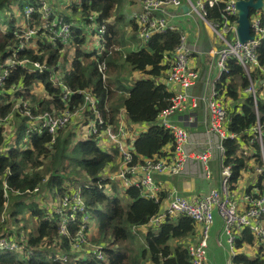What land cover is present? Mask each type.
<instances>
[{"label":"trees","instance_id":"obj_1","mask_svg":"<svg viewBox=\"0 0 264 264\" xmlns=\"http://www.w3.org/2000/svg\"><path fill=\"white\" fill-rule=\"evenodd\" d=\"M41 1L0 0V66L7 68L10 73L0 90V240L8 239L16 247L14 251H0V264H131L132 257L123 254L122 245L135 239L134 235L129 241L131 229L140 231L139 228L149 225L150 220L160 213L161 203L144 197L142 190L135 185L125 189L119 181L110 183L104 180L106 176L103 173L107 167L116 165L122 159L117 149L105 151L98 144V135L85 138L82 129L83 139H75L81 135L75 131L76 128L67 129L70 122L55 135L32 129L28 113L32 117L46 113L56 117L65 113L78 115L85 102L84 94H74L64 100L63 89L53 84V72L38 71L33 65H46L61 74L70 92H83L86 89L94 92L96 112L104 119V124L98 125L99 133L108 125H119L117 114L120 106L126 110L131 123L148 125V130L136 138L133 147L129 148L133 155L131 165L136 166L151 159L169 157L173 151V136L157 120L159 114L171 105L173 92L166 80L173 53L180 44V35L170 31L155 34L142 49L137 48L121 55L120 49L124 43L119 27L123 19H116L117 24L112 23L120 6L119 0H77L66 8L72 16H63L62 12L55 11L48 18L40 11L26 13L27 7L39 8ZM13 7L20 15H24L25 27L20 24L21 19L14 15ZM209 14L210 19L219 22L220 7L210 10ZM76 18H80V21L77 22ZM59 20L69 24L66 43L57 33L58 28L53 26ZM94 22L99 26L97 31L93 27ZM128 23L134 25L132 29L137 33L133 20L130 19ZM29 29L35 34L34 38L27 40L25 33ZM88 29L92 30L91 35ZM95 34L99 37V45L88 51L90 47L86 46ZM31 44H35L36 48L32 49ZM71 49L74 50L72 68L62 73L61 60ZM256 58L259 66L264 68V40L257 46ZM10 60L14 61V65H8ZM123 61L125 66L122 65ZM100 63H107L108 72L123 67L145 77L135 81L126 97L119 98V106L109 108V98L114 95L112 81L108 83L104 80L106 76L100 70ZM261 80V70L256 69L247 75L240 63L230 58L226 70L215 85L216 97L223 99V105L229 113L228 131L235 136L225 142L224 164L232 168L231 193L242 174L250 170L249 160L254 159V163L264 169V99L256 104L247 92L251 83L258 90ZM38 84L43 87L44 97L33 93V88ZM121 88L127 87L123 85L118 89ZM16 97L20 100L19 105L14 102ZM226 102H230L229 107ZM10 114L15 119L14 143L5 145L7 138L4 133L9 128V121L4 120ZM95 120L94 111L85 112L83 124H77V131ZM257 124L262 128L263 151L256 141L248 144L254 139L253 129ZM167 147L168 151L163 153ZM7 150V154L2 153ZM116 171L117 167H114L112 172ZM261 179H264V173H261ZM108 183L113 194L107 191ZM48 188L54 191V196L58 195L56 202L59 201L60 208H63L65 196L73 201L72 198L77 194L85 207L84 213H68V236L61 233V209L56 202L47 210L26 201L31 195L50 192ZM119 188L124 192L126 203L119 198ZM36 189L38 192H35ZM258 189L261 194L264 193L262 184ZM10 203L11 218L18 219L28 211L31 218L38 221L35 233L28 235L26 243H18L19 238H25V235L16 236L10 232V228L5 229L7 220L4 215ZM63 212L68 211L65 208ZM94 216L96 231L91 224ZM158 228L157 233H146L144 245L134 254L142 252L140 258L147 264H192L185 243L195 236L194 221L180 216L167 219ZM80 233L84 235L85 242L74 248V240ZM254 243V236L246 229L235 240V249L241 250L245 244ZM99 254L103 255V259H98ZM232 263L264 264V256L258 255L252 259L237 253L233 255Z\"/></svg>","mask_w":264,"mask_h":264},{"label":"built area","instance_id":"obj_2","mask_svg":"<svg viewBox=\"0 0 264 264\" xmlns=\"http://www.w3.org/2000/svg\"><path fill=\"white\" fill-rule=\"evenodd\" d=\"M238 0H141V7L138 13L134 16V24L137 26L138 39L144 44H147L155 34L164 33L167 31L176 32L180 35V44L173 53L170 68L168 71L167 85L174 87L173 97L169 108L163 110L159 115V125L169 131L173 135V151L169 157L156 158L145 161L142 164L133 166V155L129 152V146L124 141L130 135L131 131L122 123L113 126L108 125L101 133L98 132V125L104 124V119L95 112L96 104L95 97L89 92H70L65 88L61 80V76L50 70L46 65L35 63L34 69L38 71H52V81L54 86L64 89V100H68L74 94H84L86 103L81 108L80 112L94 111L96 120L89 122L83 127V135L85 138L91 135H98V144L103 146L105 143H110L115 146L121 156V166L117 173H103L104 180L110 183L121 182L125 188L135 185L142 190L144 197L155 200L161 203L160 213L150 220L149 226H160L167 219H175L180 216H185L192 219L197 227H199V240L196 243L189 245L188 253L192 264H208V241L210 233L215 223L214 209L217 210L223 221V232L228 238V243L231 248L235 246V240L238 235L248 229L251 234L264 245V193L259 195H247L246 207L244 211L239 210V206L233 200V195L230 192V178L232 168L230 166H221V188L213 190L208 196L184 198L176 191H171L166 198L161 199V187L155 181L154 177L159 176H181L189 175L190 167L194 157L200 163V168L195 171V176L209 180L212 178V172L209 164L217 155L224 153V143L227 139L233 138L223 124L226 118V110L222 103L216 99L215 85L221 79L226 70V63L230 58H235L243 67L247 75L252 73V68L256 67L262 72V80L260 85L264 88V68H261L257 62L256 49L257 46L264 40V8L251 15L250 25L254 40L245 44L238 42L236 33L238 27ZM189 7V12L184 14L181 11L183 6ZM220 7L221 19L219 22H214L210 19L209 11ZM34 11H40L45 18L53 14L52 8L46 1L42 0L40 7H27L26 13L31 14ZM196 15L199 17L216 35L221 43L222 48L215 50L214 60L211 63L214 69L218 70L219 77L210 88V97L207 104L210 110V122L206 131V142L203 144L196 143V149L193 144L195 141L192 136L182 127L176 126L172 117L176 111L183 112L191 105L192 108L198 107V98L188 94V89L194 86L200 79V73L195 67L190 65V60L194 51L188 42V34L178 24V20L183 17ZM58 28L60 38L66 43L69 24L59 20L53 24ZM35 32L28 30L25 33L27 40L33 38ZM8 65H14V61H9ZM9 67V66H8ZM10 73L7 68L0 66V90L4 87V83ZM247 92L253 97L255 103L259 101L257 96L258 90L255 84L251 83V87ZM14 102L20 104L18 97ZM90 108H87V106ZM30 119L32 129L38 131H46L55 135L57 131L68 124L71 117L70 113L56 117L53 114L46 113L38 117H32L27 114ZM188 123H192V119H187ZM263 133L262 128L258 125L255 129L253 141L262 143ZM253 143V142H252ZM259 173L261 170L258 171ZM107 191L110 194L112 190L108 183ZM38 192V189L35 190ZM73 201L65 196L62 200L63 208H60L59 225L61 233L68 236L66 227L69 219L68 213L74 214L77 212L84 213L85 207L79 195H75ZM72 203V204H71ZM68 212H63L64 209ZM86 220V218H85ZM85 242L83 234H78L74 240V248H78L81 243ZM16 247L8 239L0 240V251H14ZM235 255V254H234ZM98 259H103V255L99 254ZM64 258L61 259L62 262Z\"/></svg>","mask_w":264,"mask_h":264},{"label":"crops","instance_id":"obj_3","mask_svg":"<svg viewBox=\"0 0 264 264\" xmlns=\"http://www.w3.org/2000/svg\"><path fill=\"white\" fill-rule=\"evenodd\" d=\"M75 1H77V0H71V4H68V5L62 4L61 2H59V0H49V3L47 1L46 2L49 5L51 4L50 6H51L52 10L55 11L56 13L67 11L66 14L68 16H72L71 12L66 10V8L70 7L73 3H75ZM137 1H138L137 10H140L141 1L140 0H137ZM139 2H140V5H139ZM60 3L62 5L61 6L62 8L59 7ZM181 11L184 14H187L189 12V10H188V12L185 13L182 10V8H181ZM133 14L134 15L130 18L132 20L134 19L136 12ZM189 17L190 18L185 22V26H186V31L188 34V42L190 43V45L194 51V54L190 60V65L192 67H195L197 69V71L200 73V79L194 86L190 87L187 92L189 95L198 98V107L192 108L191 105L189 104V106L183 112L176 111L174 113V116L172 117V119H173V122L176 126H180V127L184 128L192 136L193 140L195 141V143L193 144V147H194V149H196L197 148L196 143L202 144L201 147L204 148L203 144L206 142V131H207V127H208L209 122H210V110H209V107L207 104V100L210 97V88L213 85V83L216 81V76L219 73H218V70L214 69L212 67L213 65L211 64L214 60V52H215V48H213L214 34H213L212 30L196 15H192ZM183 18H187V17H183ZM72 19H74V18H72ZM115 19H116V17H115ZM76 20L78 22V21H80V18H76ZM129 20H124L123 23L119 27V29L121 30V33H122L121 34V41L123 43H124V41L126 42V44H122L123 47L120 49L121 55L123 53H127V51H126L127 47H131L133 50L137 49L134 47H138V45L135 46L132 42L126 40L127 34H130V37H132L133 35H138L132 29V26H134V25H131L128 23ZM20 24L23 27H25L27 25L26 20L24 18H22V20L20 21ZM123 34H125V36ZM98 45H99V37H98V35L97 36L94 35L91 37L89 45H87L86 47H90L87 50L91 51L92 47L97 48ZM145 45H147V44H144V47H145ZM31 48L35 49L36 48L35 44H33V47H31ZM71 51H74V50L71 49ZM121 55L119 54V57ZM63 60H64V62H66L65 59H62L61 64H62ZM69 64H70V69L66 68L67 72L69 70H71V68H72V61ZM203 67L208 68L209 74H206V71L203 69ZM256 69H257L256 67H253L252 73ZM138 73L139 72H134V74H138ZM139 76H140V74H139ZM104 80H106V79L104 78ZM111 81H112V79H108V83ZM135 81H137V80H135ZM166 84H167V82H166ZM37 86L40 87L39 90H41L43 93L42 85L38 84ZM37 86H35L33 88V93L40 96L39 93L36 92ZM133 86H134V84H133ZM133 86H132V88H133ZM167 86H169V85H167ZM125 87H127V88H121V90L118 91V94H119L118 98L126 97L128 95L130 88L128 85H125ZM257 87H258V85H257ZM169 89L172 92L175 90V88L171 87V86H169ZM258 90L261 91V92H258V94H257V96L259 97V100L264 99V88L261 85H259ZM83 92H89V94H91L94 97V92L91 89H86ZM118 94H114V95L117 96ZM109 99H110L109 108H111V107L114 108L115 105L119 106L121 104L120 99L114 100L111 97ZM222 100L223 99H220L219 101L223 105ZM85 103H86V101L84 102V104ZM96 103H97V100L95 98V104ZM226 104H227V107L230 106V102H226ZM224 106L225 105H223V107ZM87 108H90V106L88 105ZM224 108H226V107H224ZM225 110H226L227 115H226L223 127L225 130L228 131L229 113L227 112V109H225ZM95 112H96V109H95ZM188 118L193 120L191 124H189L187 122ZM13 120H14V125H15L14 115L10 114V115H8V117H6L4 122L9 121L8 125L10 127L11 122ZM17 120L19 121L20 119L17 118ZM158 120H159V116H158ZM158 120H157V122H158ZM1 122H2V119L0 117V123ZM117 122L122 123L131 131L130 135H128L124 140L127 143V145L129 146V148L133 147V143H134V140L136 138L140 137L141 135H143L148 130V125H146V124H133V123H131L128 116H127L126 110L121 108V106L119 107V112L117 114ZM258 125L260 126V124H257V126ZM257 126L253 129L254 134H255V129L257 128ZM228 133H229V131H228ZM233 138H235L234 135H233ZM233 138H229V139H233ZM252 142H253V140L249 141L248 144L250 145V144H252ZM256 142L261 146V149L263 151V140H262V143L258 142V141H256ZM7 144H8V141L6 139L5 145H7ZM244 146H245V144L242 145L243 149H245ZM101 147L107 152H111L113 149H115V146H112L110 143H105ZM8 151L9 150L4 151L2 153L7 154ZM166 151H168V147L164 149L163 153H166ZM224 157H225V143H224V153L222 155H219V156L217 155L216 158H213L211 160L212 161L211 164H209L210 170L212 172V178L209 180H206L204 178H199V177L195 176L194 174H192L195 171H197L198 168H200V163L196 157H194V159L192 161V166L190 167L191 173L189 175L171 176V177L156 175L154 177V179L161 187L162 198H166L167 194L170 193L171 191H176L180 196H182L184 198H194V197L208 196L211 193V191L220 190V188H221V166L223 165L224 167H227L224 164ZM263 158H264V152H263ZM115 164L116 165L108 166V168L105 171L108 174H115L121 166V160L117 161ZM114 167H117V171L115 173L112 172ZM248 167L250 168V170H247L242 174V178L239 180V183L236 185L235 189L232 191L233 200L239 206L240 211H244V209L246 207L247 195H250V194L259 195V194H261V192L259 191L258 187L261 188V184L264 187V179L263 180L261 179V181H260L261 173H264V169L259 168L254 163V159L249 160ZM259 170H261L260 173L258 172ZM259 184H260V186H259ZM27 213H30V212L25 211V214L20 216V218H23ZM217 216H219V214ZM220 219H221V217H220ZM221 222H222V229L219 230L217 233V240L220 237L221 232H222V234L224 233L223 232V221H222V219H221ZM21 226H23V223L21 224ZM146 228H151V226L148 225L146 227H142L141 229L139 228V230L142 231L143 233H145V235H146V233H147ZM134 230H136V229H134ZM199 231H200L199 227L196 226L195 236H194V238H192L191 240H189L185 243L186 248H188L189 245L196 243L199 240ZM225 237H226L227 243H228V238L226 235H225ZM210 240H211V233H210V239L208 241V252L211 249ZM228 247L232 253L230 255V257H228L226 255L225 262L228 261V264H233L232 263L233 255L237 254V253H242L241 252L242 249L243 250L245 249L243 254L247 255L248 257H250L252 259L258 257V255L264 256V245L261 244L256 238H255L254 245L245 244L241 250H236L235 246H233V249H232L229 243H228ZM208 264H211L209 257H208Z\"/></svg>","mask_w":264,"mask_h":264},{"label":"rangeland","instance_id":"obj_4","mask_svg":"<svg viewBox=\"0 0 264 264\" xmlns=\"http://www.w3.org/2000/svg\"><path fill=\"white\" fill-rule=\"evenodd\" d=\"M59 2H61L64 5L71 4V0H59ZM61 3L59 4V7L62 6ZM119 3H120V6L117 8V11L115 12V17H116V19L118 21H121L122 19H123V21L124 20H129L134 15L133 13H135V12L138 13V11H139V10H137V4H138L137 0H119ZM139 5H140V2H139ZM12 9L15 11L14 15H16L17 17H19L22 20L24 15H20V12L16 9V7H13ZM66 12L67 11H63L61 14L63 16H65ZM115 17L113 18V22L112 23H116L117 24V20L115 19ZM189 18L190 17L188 16L187 18H181V19L178 20L179 26L185 32H187L186 31L185 22ZM123 21L121 22V24L123 23ZM93 27H94V29L96 31L98 30L99 26H98L97 22H94ZM88 33L91 35L92 34V30L88 29ZM95 35L97 36V34H95ZM123 35L125 36V34H123ZM33 38H34V36H33ZM126 40L132 42L135 46L138 45V47H134V48L142 49L144 47V43L140 39H138V35H133L132 37H130V34H127V39ZM213 42H214V45L213 44L212 45H213V48H215V50L218 51V50H220L222 48V43H221L220 39L216 35H214V37H213ZM124 44H126L125 41H124ZM30 47H33V44L30 45ZM132 50L133 49L131 47H127L126 48L127 53L131 52ZM67 52H66L67 54L64 55L66 62H64V60H63L62 64H61V66H62L61 72L62 73L67 71L66 68L70 69V64L69 63L74 58V51H70L69 52V50H67ZM117 60H119V57L117 58ZM122 65L125 66L126 63H124V61H123ZM99 67H100V70L102 71L103 76H106V80L105 81L108 82V79H112V89L115 90V91L113 90L114 94H118V91H119L118 88L119 87H121L123 85H128L129 88L131 89L133 84L135 83V80H139V79L144 78L143 74H141V73L134 74V72H132V70L125 69L123 67L122 68H117L113 72H111V71L108 72L107 63H100ZM203 69L206 71V74H209V70H208L207 67H203ZM106 70H107V72H106ZM139 74H140V76H139ZM59 75L61 76V80H62L63 76L61 74H59ZM218 77H219V74L216 76V81L219 80ZM62 82H63V80H62ZM63 84L65 85L64 82H63ZM66 87L67 86L65 85V88ZM39 89H40V87L37 86L36 92L39 93L40 97H44V95H45L44 91L42 93V91L39 90ZM63 92H64V89H63ZM118 97H119V94L117 96L113 95L111 98H113L114 100H117V99H119ZM19 102H20V100H19ZM83 114H85V112L81 111L78 115H74V117H71L70 120H69L70 123L68 122L69 123L68 124L69 127L67 129L71 128V129L74 130V128H76L75 131L79 135H81L83 128H79L81 130L77 131V124L78 123L83 124V122H82ZM14 131H15V125H14V120H13L11 122V126L8 128V130H5V133H4L5 134V138H7L8 144H10V145H12L14 143V140H13L14 138H12L14 136ZM75 139H83V135H81V137H79V138L76 137ZM211 162H210V164H211ZM45 166H48V164L45 163ZM79 183H81V182H79ZM49 190H50V192L49 191L48 192H41L39 194L29 196L30 199L26 200L27 203L34 202L39 207L49 210L50 207H53V204H54V202H56V199H57V196H58V195L54 196V191L51 190V189H49ZM121 190L122 189L119 188V191H120L119 198L124 203H126L124 192H122ZM53 196L55 197V199L53 198ZM56 204L59 205V201H57ZM11 208H12L11 203L7 204L6 213L4 215V219L7 220L6 223H5V229L10 228V232L11 233H15L16 236L18 234L19 235H22V234L25 235V238H23V237L19 238L18 243H21V242H25L26 243L27 240H28V235H31V234L35 233L36 227L38 225V221H37V219L33 220L31 218V213H27L24 216V218H21L22 220H20V217L18 219L11 218L10 217V209ZM217 215H218V212H217L216 209H214L215 223H214V225L212 227V230H211V240H210L211 249L208 252V257L210 259L211 264H228V261L225 262L226 255L228 257H230V255L232 253L229 250L227 239H226L224 233L222 234V232H221L220 237L217 240V233H218L219 230L222 229L221 219ZM21 222H23V226H20ZM91 224L93 226V229L96 231L97 230V222H96V217L95 216L91 219ZM13 226H16V228L13 229L12 228ZM24 227L27 228V229H30V230L27 231V230H25ZM148 231H153V232L157 233L159 231V228H158V226H152L151 228H146V232H148ZM134 235H135V239H133ZM144 236H145V233H143L142 231H136V230L131 229L129 231V241L132 240V239L133 240L130 243H126V244L122 245V251L124 252L123 254H125V255L128 254L129 256L131 255V257H132L131 264H147V261H145V260L140 258L142 252H139L137 255L134 254V252H136L141 245H144ZM244 251H245V249L241 250L242 253Z\"/></svg>","mask_w":264,"mask_h":264},{"label":"water","instance_id":"obj_5","mask_svg":"<svg viewBox=\"0 0 264 264\" xmlns=\"http://www.w3.org/2000/svg\"><path fill=\"white\" fill-rule=\"evenodd\" d=\"M236 6L238 10L237 39L240 44H245L254 40L251 34V13L261 10L264 7V0H239ZM182 10L186 13L189 7L185 5Z\"/></svg>","mask_w":264,"mask_h":264},{"label":"clouds","instance_id":"obj_6","mask_svg":"<svg viewBox=\"0 0 264 264\" xmlns=\"http://www.w3.org/2000/svg\"><path fill=\"white\" fill-rule=\"evenodd\" d=\"M238 1H239V0H238ZM238 1H237V2H238ZM246 1H247V0H246ZM263 8H264V7H263ZM263 8H262V9H263ZM262 9H261V10H262ZM259 11H260V10H259ZM255 12H258V11H254V12H252L251 15H252L253 13H255ZM237 21H238V20H237ZM237 29H238V27H237ZM251 34H252V32H251ZM236 36H237V33H236Z\"/></svg>","mask_w":264,"mask_h":264}]
</instances>
